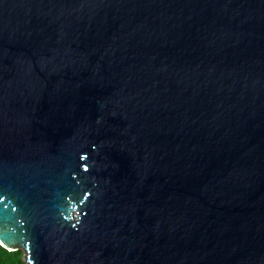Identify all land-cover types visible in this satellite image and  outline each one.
Here are the masks:
<instances>
[{
	"label": "water",
	"instance_id": "obj_1",
	"mask_svg": "<svg viewBox=\"0 0 264 264\" xmlns=\"http://www.w3.org/2000/svg\"><path fill=\"white\" fill-rule=\"evenodd\" d=\"M0 244L264 264V0H0Z\"/></svg>",
	"mask_w": 264,
	"mask_h": 264
},
{
	"label": "trees",
	"instance_id": "obj_2",
	"mask_svg": "<svg viewBox=\"0 0 264 264\" xmlns=\"http://www.w3.org/2000/svg\"><path fill=\"white\" fill-rule=\"evenodd\" d=\"M0 264H26L22 249H7L0 244Z\"/></svg>",
	"mask_w": 264,
	"mask_h": 264
},
{
	"label": "snow or ice",
	"instance_id": "obj_3",
	"mask_svg": "<svg viewBox=\"0 0 264 264\" xmlns=\"http://www.w3.org/2000/svg\"><path fill=\"white\" fill-rule=\"evenodd\" d=\"M18 241H9V240H4V243H6L9 247L13 246L15 243ZM22 243V242H21Z\"/></svg>",
	"mask_w": 264,
	"mask_h": 264
},
{
	"label": "rangeland",
	"instance_id": "obj_4",
	"mask_svg": "<svg viewBox=\"0 0 264 264\" xmlns=\"http://www.w3.org/2000/svg\"><path fill=\"white\" fill-rule=\"evenodd\" d=\"M23 254H24V252H23Z\"/></svg>",
	"mask_w": 264,
	"mask_h": 264
}]
</instances>
